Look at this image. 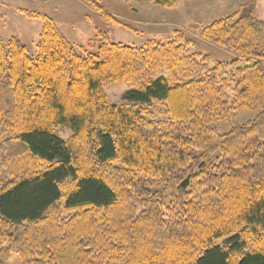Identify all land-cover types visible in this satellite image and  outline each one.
<instances>
[{"label":"trees","instance_id":"1","mask_svg":"<svg viewBox=\"0 0 264 264\" xmlns=\"http://www.w3.org/2000/svg\"><path fill=\"white\" fill-rule=\"evenodd\" d=\"M247 10L201 29L234 55L214 64L181 31L141 47L98 33L80 55L19 10L42 26L35 57L0 41V144L23 149L0 156V264H264V23Z\"/></svg>","mask_w":264,"mask_h":264},{"label":"rangeland","instance_id":"2","mask_svg":"<svg viewBox=\"0 0 264 264\" xmlns=\"http://www.w3.org/2000/svg\"><path fill=\"white\" fill-rule=\"evenodd\" d=\"M93 1L118 24L107 23L100 12L81 0H0V41L6 43L14 38L27 49L29 56H36L42 24L39 20H29L16 12L19 7L49 17L80 55L96 53L98 46L95 39L98 33L106 34L114 44L141 47L149 40L166 43L172 39L175 31H181L190 42L189 53L209 56L214 64L231 61L234 55L204 41L200 37L201 29L231 15L242 6L248 9L247 13L253 18L264 23V0H177L171 10L132 0ZM130 89L127 83H122L107 85L104 92L110 104L120 105L122 95ZM164 111L163 105L152 104L151 118L165 120ZM214 127L219 133L228 131L222 122ZM55 135L67 140L71 132L60 128L55 131ZM22 150L20 145L7 141L0 144V156ZM6 264L20 262L16 255H12Z\"/></svg>","mask_w":264,"mask_h":264},{"label":"crops","instance_id":"3","mask_svg":"<svg viewBox=\"0 0 264 264\" xmlns=\"http://www.w3.org/2000/svg\"><path fill=\"white\" fill-rule=\"evenodd\" d=\"M30 2H31V1H30ZM2 4H3V3H2ZM5 6H6V5H5ZM20 9L27 10V9H25V8H19V7H17V8H16V12L20 13V12H19ZM20 14H21V13H20ZM21 15H22V14H21ZM22 16H23V15H22ZM29 20H30V19H29Z\"/></svg>","mask_w":264,"mask_h":264}]
</instances>
